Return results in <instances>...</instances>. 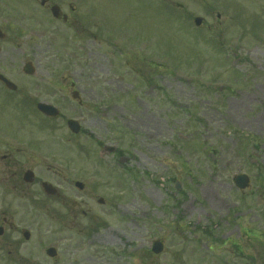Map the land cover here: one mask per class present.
<instances>
[{"label":"rangeland","instance_id":"374dc122","mask_svg":"<svg viewBox=\"0 0 264 264\" xmlns=\"http://www.w3.org/2000/svg\"><path fill=\"white\" fill-rule=\"evenodd\" d=\"M86 1L103 24L22 19L25 0H0L17 67L32 61L60 111L38 121L10 103L0 116L10 133L39 137L45 176L63 180L59 198L27 199L14 222L48 243L69 240L55 211L83 209L87 223L115 232L114 249L133 239L124 264H264V0ZM68 118L81 125L72 136ZM236 173L250 179L243 192ZM118 192L134 193L136 215L132 206L103 213L97 199L120 201Z\"/></svg>","mask_w":264,"mask_h":264},{"label":"flooded vegetation","instance_id":"af4514ba","mask_svg":"<svg viewBox=\"0 0 264 264\" xmlns=\"http://www.w3.org/2000/svg\"><path fill=\"white\" fill-rule=\"evenodd\" d=\"M25 1L20 7L24 13V16H21L22 19L51 20L61 24L89 22L103 24L105 21L102 14L95 13L91 4L87 3L86 0ZM160 1L166 2V0ZM3 16L0 11V24H4V21L1 20ZM0 28L3 32L7 29L5 25L0 26ZM13 40L14 38L9 32L8 35L4 32V35L0 36V116L8 104L15 103L17 108L21 106L24 112H28V116L33 117V119L38 121L48 119L49 117L39 111L38 104L48 102L45 101V92L54 94L57 90L48 89L50 85L45 86V82L38 78L34 67L31 70V75L23 73L24 66L26 67V63L31 62L30 60H21L19 67H17L16 58L13 55V53L16 55V52L13 51ZM14 71L18 77L16 79L12 77ZM23 77L26 79H21ZM9 81L15 87H12ZM68 88H71V92H78L76 100L81 105V95L75 84L70 82ZM68 88L66 86L65 88L64 86L59 87V92L61 89L66 90ZM65 123H67V119ZM69 133V136L75 135ZM46 135L54 136L53 133ZM38 143H40L39 137L36 136L33 139L24 138V136L19 137L10 133L0 124V264H124L123 260L121 261L125 258L124 245L128 242L129 247L134 246L133 239L130 237H126L124 240L120 239L122 243V247L119 248L120 251L114 249L117 246L110 240L116 239L113 238L116 237L115 232L109 233L105 228L111 229V227H104L103 222L94 224L97 222L95 218V220L91 218L90 223H87L88 212L83 209L81 212H74L73 209L66 208L69 214L60 213L61 210L55 211L58 233L61 234L62 231L69 230L72 237L67 240L59 235L58 240H56L58 243L53 242L54 249L49 255L45 254L49 244L41 238L40 233L35 230L30 232L20 223L14 222L16 216L27 213V199L36 205L37 202L41 201V197L57 199L63 193L59 185L63 180L56 182L53 178L45 176V171L41 168L38 155L35 153ZM117 179L122 180V183H125V180L134 182V178L118 177ZM76 181L79 180H72L75 187ZM45 182L52 185L51 190H49L52 192H46ZM85 186L82 184L80 188H77L82 192L87 190L84 195H91L92 191L88 189L89 185L85 184ZM116 195L119 196L120 201L115 200L114 196L107 199L102 197L97 199L103 213L104 211L110 213L118 208L124 214L132 206V214H137L135 210L136 198L133 197V192H118ZM127 196L130 201L125 199ZM25 205L26 207H24ZM64 214L68 215L67 219ZM26 216L22 215L21 217ZM127 223L129 227L131 223L135 224V217L133 219L127 218ZM64 241L66 243H63ZM137 249L131 250L132 255L129 257L134 256ZM108 252L111 253L110 256L107 254Z\"/></svg>","mask_w":264,"mask_h":264},{"label":"water","instance_id":"95a60500","mask_svg":"<svg viewBox=\"0 0 264 264\" xmlns=\"http://www.w3.org/2000/svg\"><path fill=\"white\" fill-rule=\"evenodd\" d=\"M39 109L41 111H43L45 114L47 115H52V116H55L57 114V110L56 108H54L53 106L51 105H48V104H39ZM70 128L73 130V131H77V127L74 123L70 124ZM234 181L236 183V185L239 187V188H245L248 184V177L246 175H239L237 177L234 178ZM46 189L48 190V185H46ZM152 250L155 252V253H159L161 250H162V244L160 242H156L154 245H153V248Z\"/></svg>","mask_w":264,"mask_h":264}]
</instances>
